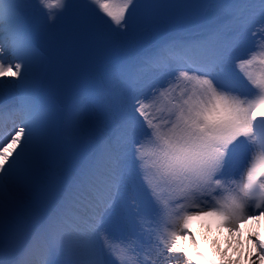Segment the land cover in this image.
<instances>
[{
    "label": "snow or ice",
    "instance_id": "snow-or-ice-1",
    "mask_svg": "<svg viewBox=\"0 0 264 264\" xmlns=\"http://www.w3.org/2000/svg\"><path fill=\"white\" fill-rule=\"evenodd\" d=\"M200 216H264V0H0V264H199Z\"/></svg>",
    "mask_w": 264,
    "mask_h": 264
},
{
    "label": "bare ground",
    "instance_id": "bare-ground-1",
    "mask_svg": "<svg viewBox=\"0 0 264 264\" xmlns=\"http://www.w3.org/2000/svg\"><path fill=\"white\" fill-rule=\"evenodd\" d=\"M259 221H256V231L261 232L262 239H264V216L260 217ZM198 228L201 232L202 238L205 241V252L208 257L210 264H227L228 257H231V260L235 264H247L248 249L250 244L248 239L249 233L254 231L251 225V221H246L241 226L242 232L236 231L233 234H227L220 232V227L214 229V233H211L209 229V224L215 222V220L209 222L205 225L204 216L199 217ZM228 232V228H225ZM182 237V236H181ZM225 250H227L225 252ZM223 253V257H222Z\"/></svg>",
    "mask_w": 264,
    "mask_h": 264
},
{
    "label": "rangeland",
    "instance_id": "rangeland-1",
    "mask_svg": "<svg viewBox=\"0 0 264 264\" xmlns=\"http://www.w3.org/2000/svg\"><path fill=\"white\" fill-rule=\"evenodd\" d=\"M207 217V216H206ZM205 217V218H206ZM213 218H215V217H213ZM255 222V221H254ZM216 224H217V221H216ZM252 225V227H253V230L254 231H256V229H255V227H256V225H254V223L253 224H251ZM240 226V225H239ZM218 227H220V226H218ZM225 228L226 227H220V232H219V234H222L223 232L224 233H227V234H233V232H230L229 231V229H228V232L225 230ZM238 230H239V228H238ZM259 233H261V232H259ZM260 236H261V234H260ZM245 239H248V237L246 236V237H244ZM262 238V237H261ZM250 247H251V245H250Z\"/></svg>",
    "mask_w": 264,
    "mask_h": 264
}]
</instances>
